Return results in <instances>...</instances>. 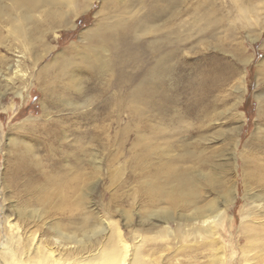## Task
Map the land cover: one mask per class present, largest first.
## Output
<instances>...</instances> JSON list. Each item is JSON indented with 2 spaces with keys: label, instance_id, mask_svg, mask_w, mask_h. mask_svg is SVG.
I'll list each match as a JSON object with an SVG mask.
<instances>
[{
  "label": "rangeland",
  "instance_id": "rangeland-1",
  "mask_svg": "<svg viewBox=\"0 0 264 264\" xmlns=\"http://www.w3.org/2000/svg\"><path fill=\"white\" fill-rule=\"evenodd\" d=\"M248 2L250 7L260 6L261 9L249 28L238 19L237 9L238 5ZM263 9L264 0H184L171 10L169 19L162 24L160 31L143 38L161 39L162 32L167 31L172 39L173 73L168 78L166 95L156 99L144 114L145 123L164 130L170 136L169 142L179 146L178 150L170 153V158H179L183 154L181 146H185L186 79L190 76L197 78L200 72L209 71L216 59L220 62L225 59L229 61L231 57L225 58L222 51H232L234 54L232 46L239 41L250 60L246 65L235 67L245 72L243 92L241 95L237 93L238 84L234 81L237 76L222 85L215 96L220 100L219 116H211V120H215L209 123L210 128H201L195 140L204 147L220 144L234 127V123L228 121L229 116L239 114L241 119L235 125L241 129L237 154H252V149H248L246 144L258 121L259 103L256 96L264 91V80H258V66L264 62ZM100 11L102 1L94 0L89 9L73 18L66 28L45 25L41 30L42 37L36 39L38 43L29 49L26 61H22L23 64L21 62V70L32 76L27 84L20 76L8 75L0 65V264L26 260L29 255L28 244L38 242L43 247L61 248L62 243L56 245L54 242L58 238L53 233L57 225H61L64 231L68 228L65 232L78 233L86 217L96 220L97 216L108 220L113 231L123 233L132 248L144 239L145 242L140 243H143L142 249L147 252L146 260H157L159 264H185V258L197 252L198 245L185 239V225L179 217L161 226L155 219L144 215L148 205L140 194L135 162L138 151L134 147L137 142L135 126L139 124L132 122L128 111L122 110L120 115L114 105L106 109L101 103H95V100L98 101L95 92L88 93V98L79 99V93L73 92V89L64 90L66 101L78 102L79 105L56 108L36 83L38 74L48 71L59 60L60 54L71 49L76 52L83 46L82 34L95 25ZM203 12L221 19L220 24L201 30ZM250 37L257 39L252 43ZM177 38H181V41H177ZM7 44L17 47L13 40H8ZM143 51L140 47L139 53ZM14 54L0 45L1 57L11 62L17 59ZM35 58L37 63L34 68ZM146 58V55L143 56L144 64ZM134 72L130 70L128 76L133 77ZM4 76L9 80L4 79ZM87 76L82 74L80 87L86 85ZM114 87L115 84L111 88ZM44 109L48 111L46 114ZM48 116L53 122L51 126L47 122ZM56 121H61L60 125L66 134L63 140L58 141L57 136L46 134V129H56ZM188 121L194 126L196 123L207 124L195 118H189ZM86 127L93 133L89 145L91 155L88 157L92 165L80 170L69 158L78 152L76 150ZM147 134L153 136L152 132ZM115 154L116 159L110 163ZM211 154L209 150L206 152V155ZM153 160L157 162L158 157L154 156ZM218 161L232 164L234 158L225 152ZM22 162L25 167H22ZM178 165L185 168V162H179ZM236 169L235 172L230 167L225 168L228 173L230 171L236 190L235 203L228 209L221 228V244L225 246L229 264L241 263H236L240 256L235 252L246 246L242 223L250 202L245 179L246 167L242 161L237 163ZM221 174L224 175V170ZM73 188L78 189L75 195ZM85 192L88 196L82 200ZM63 196L66 200H63ZM206 196L214 197L211 194ZM183 212L181 214H185V210ZM9 222L15 227L12 228ZM164 226L168 227L170 234L159 232ZM12 236L15 238L8 247V238ZM107 236L110 237V233ZM201 261L204 264V260Z\"/></svg>",
  "mask_w": 264,
  "mask_h": 264
},
{
  "label": "bare ground",
  "instance_id": "bare-ground-1",
  "mask_svg": "<svg viewBox=\"0 0 264 264\" xmlns=\"http://www.w3.org/2000/svg\"><path fill=\"white\" fill-rule=\"evenodd\" d=\"M93 1L0 0V45L12 50L13 54L17 53L14 54L17 59L14 58L11 62L0 56L2 68H5L8 75L20 76L25 84L30 82L32 76L29 77L28 73L26 75L24 70H21V62L26 61L29 49L38 43L36 39L42 37V28L48 24L66 28L73 18L89 9ZM101 1L102 11L97 14L95 25L82 34L83 46L76 52L71 49L60 54L59 60H56L48 71L38 74L36 83L41 86L53 107L79 105L78 102L66 101V89L79 93V99L95 92L98 94V101L95 100V103H101L104 108L114 105L120 115L122 110L128 111L132 122L139 124H135L137 142L134 147L138 151L135 162L140 194L148 205L144 215L155 219L161 226L169 224L177 217L182 220L185 225V239L193 241L195 246L198 245L196 254L186 257L185 264H202V259L204 264H229L225 246L221 244V228L228 209L235 203L236 190L231 173L225 168L230 167L236 172L237 163L242 161L246 167L245 179L250 202L242 223L246 246L235 252L240 256L236 263L264 264V91L256 96L259 103L258 121L246 144L248 149H252V154H237L241 129L235 125L239 124L241 119L239 114L229 116L228 121L234 123V127L220 144L204 147L195 140L201 128H210L209 123L219 116L217 111L220 100L215 96L222 85L237 76L234 80L238 84L237 93L242 94L245 72L242 73L235 67L250 62L242 48L243 45L240 41L234 43V54L232 51H222L225 58L231 57L229 61L225 59L220 62L216 59L212 69L200 72L197 78L190 76L186 79L185 99L188 95L185 107V146L182 145L180 149L183 154L177 159H172L169 157L170 153L178 150L179 146L169 142L170 136L164 130L153 128L144 120V114L153 106L152 103L166 95L168 78L173 73L172 39L167 31L162 32L161 39L143 38L152 32L160 31L162 24L169 19L171 10L184 0ZM237 9L238 19L248 28L256 21L255 15L261 10L260 6L250 7V2L238 5ZM202 18L201 30L217 27L221 22V19H216L209 12H203ZM256 39L257 37H250L249 41L253 43ZM8 40L16 41L17 47L7 44ZM177 41H181V38H177ZM140 47L144 49L141 54ZM145 55L146 64L143 63ZM33 62L35 68L36 58ZM130 70L135 71L133 77L128 76ZM82 74L88 75L84 87L79 84ZM258 75V80H264V62L258 66ZM4 79L9 80L5 76ZM114 84L115 89L111 88ZM125 88L127 89L124 91ZM47 112L44 109V113ZM211 116L215 118L211 120ZM189 118L204 120L207 124L196 123L194 126L188 121ZM51 120L48 116L47 122L50 126L53 124ZM60 122H55L56 129H46V134L57 136L58 141L66 138ZM148 132H152L153 136L148 135ZM82 135L76 150L78 152H74L73 157L69 158L80 170L92 165L88 157L91 155L89 145L93 133L87 128ZM208 150L212 152L211 155H206ZM225 152L234 158L232 164L219 163V156ZM154 156L158 157L157 162H154ZM116 157L115 154L110 163ZM179 162H185V168L179 166ZM21 164L25 167L23 162ZM222 170L224 175L221 174ZM73 193L77 194L78 189L73 188ZM207 194L214 197L208 198ZM87 196L85 192L81 199L84 200ZM63 200H66L65 196ZM184 210L185 214H181ZM93 218L86 217L78 233L70 234L65 232L68 228L64 231L61 225H57L53 229V233L58 237L54 242L56 245L58 242L62 243L61 248L43 247L38 242L28 244V257L26 260H18L15 264H159L157 260H146L147 252L142 249L144 239L140 240L142 244L138 241L132 248L123 233L112 230L108 220L99 216L96 220ZM9 223L12 228L15 227V224ZM167 228L164 226L159 232L170 234ZM107 233H110V237ZM14 238H8V247Z\"/></svg>",
  "mask_w": 264,
  "mask_h": 264
}]
</instances>
